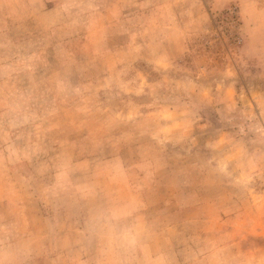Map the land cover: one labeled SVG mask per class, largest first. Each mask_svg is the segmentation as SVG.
I'll list each match as a JSON object with an SVG mask.
<instances>
[{"label":"rangeland","instance_id":"374dc122","mask_svg":"<svg viewBox=\"0 0 264 264\" xmlns=\"http://www.w3.org/2000/svg\"><path fill=\"white\" fill-rule=\"evenodd\" d=\"M0 264H264V0H0Z\"/></svg>","mask_w":264,"mask_h":264}]
</instances>
